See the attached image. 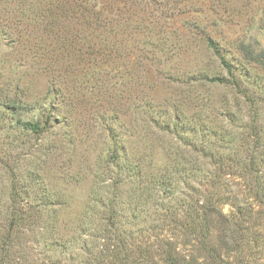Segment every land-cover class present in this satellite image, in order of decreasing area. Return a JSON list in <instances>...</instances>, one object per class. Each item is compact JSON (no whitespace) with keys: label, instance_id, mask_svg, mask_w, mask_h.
Listing matches in <instances>:
<instances>
[{"label":"rangeland","instance_id":"374dc122","mask_svg":"<svg viewBox=\"0 0 264 264\" xmlns=\"http://www.w3.org/2000/svg\"><path fill=\"white\" fill-rule=\"evenodd\" d=\"M139 1L130 6L125 0H102L97 5L110 19L120 14L119 25L110 31L99 29V34L75 23L77 37L67 34L72 42L61 46L62 40L56 42L52 33L26 30L32 16L26 0H0V185L17 175L19 183L30 178L39 195L60 192L56 220L66 239L84 212H96L91 200L93 173L108 154V128L133 140L134 149L146 155L153 152L157 165L168 162L160 142L142 125L140 114L148 107L161 111L180 107L189 128L199 123L201 115V125L214 133L211 140L223 144L221 138L234 137L237 154L244 158L247 148L259 140L263 148L257 160L264 165V57L260 56L264 0ZM208 37L235 68L241 88L202 78L230 79L209 52ZM9 99L23 120H44L47 113L52 119L43 137L17 135L14 142L20 147L15 150L10 147L14 137L5 136L4 129L12 123ZM224 171V177L231 178L229 170ZM30 204L37 205L32 200ZM18 205L26 208L25 199ZM222 206L225 214L232 210L228 202ZM252 209L249 219L232 225L235 238L228 248L219 247L215 231L212 243L219 247V256L215 251V257L200 258L190 250L184 254L190 252L192 264H264V207L255 201ZM5 212L0 211V228ZM146 237L152 245L151 260L164 264L160 241ZM35 249L33 244L22 262L36 264Z\"/></svg>","mask_w":264,"mask_h":264},{"label":"trees","instance_id":"16d2710c","mask_svg":"<svg viewBox=\"0 0 264 264\" xmlns=\"http://www.w3.org/2000/svg\"><path fill=\"white\" fill-rule=\"evenodd\" d=\"M125 1L130 6L140 2ZM100 2L102 0H26V8L32 15L26 30L43 29L47 35L52 33L56 42L62 40L61 46L72 42L67 34L77 37L75 23L96 31H110L119 25L120 14L115 13L110 19L97 5ZM29 25L33 27H27ZM206 41L209 52L230 79L202 78L241 88L242 82L236 77L233 65L218 51L212 39L208 37ZM261 49L260 56L264 57V48ZM151 107L143 112L144 118L140 114V119L145 129L160 142L168 162L157 165L153 152L146 155L134 149L133 140L114 134L108 128V154L93 173L91 200L96 212H84L73 233H69L70 239L59 232L57 225L56 200H60V192L39 195L30 178L19 183L15 180L19 179L17 175L11 176L9 184L0 185V211L7 210L5 213L9 214L0 228V264H26L23 258L33 244L37 248L36 264H61L74 255L77 258L70 264H162L151 260L152 245L146 235L160 241L164 264H192L190 252L184 254V251L190 250L204 258L215 257L214 251L219 256V247L228 248L235 238L232 225H238V219L251 217L255 201L264 207V165H259L263 161L257 160L263 145L256 140L250 152L247 148L244 158L237 154L239 146L234 137L226 141L221 138L223 144L211 140L214 133L201 125L204 119L201 115L199 123L189 128V123H183L185 117L180 107L170 111ZM7 108L11 110L10 121L15 124L4 128L5 136L14 137L10 144L12 149L20 147L14 142L17 135L30 139L43 137L48 131L51 113H47L44 120L40 117L23 120L15 115L11 99ZM189 130L194 131L193 135L187 133ZM225 169L229 170L231 178L224 177ZM250 198L254 202H248ZM24 199L26 208H19L18 203ZM31 200L37 205H31ZM1 202L8 204L1 206ZM226 202L232 208L229 214L223 212L222 205ZM215 231L219 247L212 243ZM188 245L190 248L184 249L183 246ZM69 252L73 256H68ZM185 255H190V260L184 258Z\"/></svg>","mask_w":264,"mask_h":264}]
</instances>
